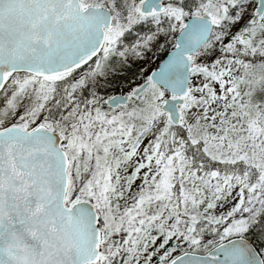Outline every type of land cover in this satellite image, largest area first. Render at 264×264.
<instances>
[{
  "label": "snow or ice",
  "instance_id": "obj_1",
  "mask_svg": "<svg viewBox=\"0 0 264 264\" xmlns=\"http://www.w3.org/2000/svg\"><path fill=\"white\" fill-rule=\"evenodd\" d=\"M0 264H264V0H0Z\"/></svg>",
  "mask_w": 264,
  "mask_h": 264
}]
</instances>
